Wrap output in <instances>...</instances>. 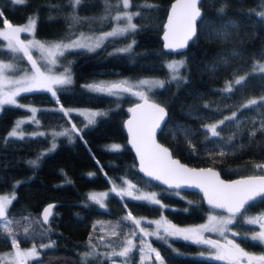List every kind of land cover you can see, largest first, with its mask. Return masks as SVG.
<instances>
[{
	"label": "trees",
	"instance_id": "obj_1",
	"mask_svg": "<svg viewBox=\"0 0 264 264\" xmlns=\"http://www.w3.org/2000/svg\"><path fill=\"white\" fill-rule=\"evenodd\" d=\"M112 2L116 3V0ZM131 2L133 8L130 10L141 12V16L133 20L137 25L135 32L108 38L95 51L79 49L60 58L66 67L70 64L73 83L57 91L58 102L45 90L23 92L17 97L20 103L47 106L38 109L37 125H22L24 139L9 138L8 134L16 119L28 115L30 110L12 105H5L0 110V192L15 194L10 213L17 220L28 216L39 218L46 203L54 202L55 205V219L50 218L52 231L48 236L41 238L38 235L41 229L35 226L37 235L34 238L19 236L20 246L34 244L37 249L41 243L55 241L53 248L40 249L43 264H81V254L88 250L90 237L98 252L120 241L123 233L132 227L122 220L129 211L132 215H163L174 223L190 224L202 221L211 210L197 192L168 189L153 181L149 185L138 183L148 179L137 169L133 152L126 142L123 120L129 113V106L139 97L90 92L85 85L120 78L156 77L166 81L169 78L165 67L168 61L184 60L186 67L180 70L184 81L166 83L163 89L153 88L149 92L152 99L168 110V128L163 135L158 133V139L181 161L191 166L215 167L226 178L258 174L260 171L254 165L264 163V134L258 132L254 138L247 135L253 122L258 126L264 121V106L242 107L249 100L260 102L264 98V70L259 67L264 65V19L261 18L264 0H203L201 9L208 19L203 25L197 23V37L182 55L164 51L160 39L171 0ZM145 3L158 7H135ZM221 8L224 9L222 14ZM0 11L3 12L0 26L4 19L18 24L35 16L34 35L43 40H68L82 32L110 28L114 22L101 19L105 16L104 0H83L75 13L68 0H24L23 4L0 0ZM115 11L114 8L113 13ZM73 14L82 18V22L71 24L69 18ZM232 23L235 27L231 26ZM217 32H226L227 36L218 38L214 35ZM133 40L135 44L131 52L117 51ZM2 46L6 45L0 38ZM0 59L8 60V56L0 55ZM21 64L25 65L26 60ZM239 77L248 78L245 86L233 87L231 93L226 94V83ZM57 105L96 107L108 115L97 117L94 125L85 127L84 118L78 112L72 111L65 116L54 111L58 109L53 108ZM233 111L241 122L240 128L220 125L217 128L220 138L209 139L210 129L206 135L205 126L218 125ZM72 125L81 130L79 134L73 132L70 136H57L53 140L51 130L70 129ZM185 131L189 134L188 139H185ZM37 132L45 135H32ZM233 136L235 139L229 142ZM189 140L195 151L189 147ZM53 142L56 147L50 151ZM111 144H119L122 148L109 151L106 146ZM219 150L227 155H217ZM38 157L36 166L28 163ZM89 173L94 176L90 177ZM119 177L129 179L140 189L155 191L168 207L161 210L129 197L121 200L112 192L105 198L103 208L88 199L90 190L109 188L113 182L121 183ZM17 182L21 183L14 188ZM261 211H264V203L250 212ZM118 221L123 227L114 235L112 230ZM234 226L240 233L253 230V226L246 223ZM143 239L150 241L160 252L165 264H221L198 256L196 253L204 249L200 244L178 238H170L168 243L154 237ZM240 241L249 250H263L259 243ZM11 247L10 241L0 236V252ZM140 255L138 249L133 250L131 264H140ZM30 262L39 264L36 260ZM158 263L154 254L152 259L144 261V264ZM89 264H108V261L100 256L96 261L90 260Z\"/></svg>",
	"mask_w": 264,
	"mask_h": 264
},
{
	"label": "snow or ice",
	"instance_id": "obj_2",
	"mask_svg": "<svg viewBox=\"0 0 264 264\" xmlns=\"http://www.w3.org/2000/svg\"><path fill=\"white\" fill-rule=\"evenodd\" d=\"M15 4H23L24 0H12ZM83 0H68V5L71 7L73 13L82 4ZM203 6V0H176L172 5L170 14L168 16V22L166 24L167 31L164 34L165 48L170 51L182 50L187 47L188 42L197 37V23L204 24L208 17L201 11ZM58 7V6H57ZM136 8L155 9L158 6L155 4H142L136 5ZM117 11L113 13V9ZM133 4L131 0H116L113 3L112 0H104L105 16L102 20H112L116 23L111 31L103 33L101 36L96 37L93 43H83L84 40H93L92 37H85L83 34L77 39L68 38L67 42L64 40L41 42L35 39L25 40L21 39V33H35L37 24V18L35 16L28 18L24 26H13L10 22L4 19V30H0V38L6 42V46L0 47V55L6 54L8 60L4 61L0 59V110L5 105H12L20 108H24L25 105L19 104L16 97L22 92H32L34 90L42 89L46 90L56 98L58 102L57 91L62 90L63 86L71 85L73 83L70 64L64 68V71L59 74H54V70L59 63V59L65 56V53L76 51L79 49H87L88 51H95L96 48L102 46V42L108 40V38H115L117 36H124L128 33L135 32L137 25L133 23L134 18L141 16L140 11H131ZM220 13H224V9L221 8ZM3 16V12L0 11V17ZM261 18L264 19V14H261ZM71 24H79L82 22V18L73 14L70 18ZM235 27L234 23L231 24ZM227 27V26H225ZM74 35V34H73ZM218 38H224L227 36L226 32L214 33ZM135 41L126 47L118 49L120 53H129L132 51ZM31 49H36L40 53V59L44 61L47 66L45 71L41 70V66L37 59L33 58ZM179 54H183L180 52ZM27 60L30 67H23L21 62ZM227 63V61H223ZM165 67L169 72L168 80H140L135 83L131 81H117V82H99L85 85L84 87L90 92L102 93L109 96L119 97L122 94H129L139 97L143 103L137 104L134 108H130L129 111L133 114L132 119L127 121L128 131L131 134L130 143L135 148L139 157V171L144 173L148 180L138 181L149 185L151 181H159L170 188H179L181 183L190 184L197 188H202L204 195L207 199V203L213 209L225 210L228 215L218 217L216 215L208 216V223L200 225L198 227L181 228L172 224L166 217H161L159 220L150 221L156 225V229L152 232L146 231L143 227H140L141 220L132 216L129 211L128 214L122 218L123 221L128 222L132 227L129 231L132 234V238H125L123 243L118 245L120 251L117 252L111 244L107 245L112 249L107 254H101L97 251V245L93 243V238L90 237L88 241V250L81 254V264H89V261H96L101 255H105L106 258L112 257L124 258L120 264H131V258L133 250L138 249L140 255V264H144L145 260L154 258L159 261V264H165L164 258L161 257L160 252L152 247L150 241L141 239L139 244L134 242V237L138 234H142L143 237L154 236L157 240H163L168 243L169 237L182 238L185 241H189L195 244H202L208 246L213 251L210 253V258L226 261L227 264H264V255L255 256L246 252L241 248L240 244L236 243L232 239L226 238V243L221 244L219 241L205 238L204 232H215L220 236H225V233L231 232L230 226L236 224L237 226L243 224H259L261 231L251 236L244 235L242 237L243 242L259 243L264 246V211H261L256 216H250L249 212L252 208L257 207L259 204L264 203V175L248 176L247 178L225 182L219 179V173L209 169H190L185 165H181L179 161L172 159L171 153L168 148L157 143L156 135L159 131L163 135L164 131L168 128L169 121L165 120L167 112L165 108L158 103L149 102L148 95L144 90H140L143 86H149L163 89L166 83L184 81V77L180 74V70L186 67L184 60L169 61ZM264 70V65L259 66ZM12 69L16 72L22 73L18 79L11 81L18 85L13 90L5 92L4 81L8 79L6 72ZM247 77L235 78L231 82H227L225 86V93L230 94L231 89L236 87L237 89L243 88L247 82ZM54 86H60V88H54ZM136 89V90H134ZM257 106H264V98L258 102L255 99L247 101L243 108H255ZM207 107V105H205ZM30 111L32 116L29 120H18L15 122L14 128L9 132V138L24 139V132L22 125L26 123H37L35 114L38 110L35 107H31ZM54 111H60L65 116L69 115L72 111H78V114L84 118L85 127L94 125L97 117H106L108 115L105 111H91V110H72L64 109L61 105L59 109ZM241 122L237 118L236 111L232 112V115L219 121L218 125L205 126V134L210 129V137L220 138V131L217 128L220 125L230 126L233 125L237 129L240 128ZM81 130L77 129L75 125H72L70 129H65L60 132H53L52 138L55 140L57 136H70L75 132L79 134ZM264 134V121H261L258 126L253 122V126L248 129L247 135L249 138H254L257 133ZM32 135L43 136L45 133L37 132ZM189 134L185 131V139H188ZM235 139V136L229 138V142ZM7 142V141H5ZM56 144L53 142L51 150H54ZM109 151H120L122 146L119 144H111L106 146ZM189 147L195 151L194 145L189 140ZM43 155V154H42ZM217 155L223 157L227 155L223 150H219ZM37 160H31L28 163L36 166ZM99 163V161H97ZM255 168L264 170V164L254 165ZM106 175V174H105ZM89 176H94V173H89ZM121 181V185L112 183L110 192L115 193L116 196L123 200L125 197H129L135 201L154 205L163 210L167 208L159 198V194L155 192L144 193L142 189L136 188V185L132 184L124 177L118 178ZM21 182H17L15 187H18ZM70 183V181H69ZM133 189L136 190V195H133ZM109 193H90L88 199L97 203L100 207H104V200ZM179 195L178 192L175 193ZM15 194L11 196H0V236H4L5 239L10 241L13 248V252L0 254V264H8V258L11 257L14 264H27L30 260H36L39 264H43L40 259V249H51L55 246V241H50L47 244L41 243L40 249L33 244L30 249L22 250L19 247V236L24 235L26 238H34L37 233L35 227H39L41 230L38 235L43 238L48 236L52 231L51 222L54 221L52 209L55 205H48L43 209V212L39 218L37 217H22L21 220L15 219L10 213V205L15 199ZM191 203V201H189ZM126 207V205H125ZM35 226V227H34ZM46 226V227H45ZM123 227V224L118 221L113 228V234H117V229ZM138 228V232H137ZM163 230V235L161 231ZM22 230V231H21ZM232 236L239 235L238 232H232ZM103 240V238H100ZM203 255V253H201ZM113 264H116L113 261Z\"/></svg>",
	"mask_w": 264,
	"mask_h": 264
},
{
	"label": "rangeland",
	"instance_id": "obj_3",
	"mask_svg": "<svg viewBox=\"0 0 264 264\" xmlns=\"http://www.w3.org/2000/svg\"><path fill=\"white\" fill-rule=\"evenodd\" d=\"M117 11V10H116ZM115 11V12H116ZM114 12V13H115ZM263 14H264V12H263ZM30 17H33V15L32 16H30ZM30 17H28V18H30ZM27 20L28 19H26L24 22H22V23H18V24H12L13 26H24L25 25V23L27 22ZM114 27H116V23L115 22H113V25L110 27V28H107V29H104V30H99V31H94V32H89V31H87V32H82L81 34H83L85 37H92L93 38V40H91V41H89V40H84V41H82L83 43H93L94 42V40H95V38L96 37H99V36H101L103 33H106V32H109V31H111ZM0 30H4V23L0 26ZM80 36V34H78V35H76L75 37H73V38H71V39H77L78 37ZM21 39L22 40H25V42H27L28 40H32V39H35V40H38V41H41V42H51V41H60V40H43V39H40V38H37V37H35V35H33V34H30V33H21ZM65 42H67V40H64ZM104 42V41H103ZM102 42V43H103ZM5 45H6V42H5ZM31 51H32V53H33V58L34 59H37V61H38V63L40 64V66H41V70L42 71H45L46 70V65L44 64V61L43 60H41L40 59V53L36 50V49H31ZM26 60V59H25ZM173 60H180V59H170L169 61H173ZM4 61H7V60H4ZM168 61V62H169ZM23 67H30V65L28 64V61L26 60V64L25 65H22ZM66 67V65H64V64H62L61 62H60V59H59V63L57 64V66H56V68H55V70H54V74H59V73H61V72H63L64 71V68ZM6 75H7V77H8V79H6L5 81H4V91L5 92H7V91H9V90H13L14 88H16V87H18V85H16V84H14V83H12L11 81H13V80H15V79H18L19 77H20V75H22V73H20V72H16V71H14V70H12V69H9V70H7V72H6ZM71 75H72V73H71ZM125 80H127V81H131V82H133V83H135V82H137V81H140V80H161L160 78H156V77H144V78H140V79H128V78H120V79H115V80H111V81H101V82H117V81H125ZM57 86H54V88H56ZM153 88H155V87H152L151 89H149V86H147V85H145V86H143V88L142 89H140V90H144L145 92H146V94L148 95V97H150V98H152V95L149 93ZM38 90H42V89H38ZM134 90H136V89H134ZM46 91V90H45ZM23 93V92H22ZM137 97V96H136ZM138 98V97H137ZM16 99H17V101H18V98L16 97ZM18 103L19 104H23V105H25V107H27L29 110H30V108L31 107H35V108H37V109H39V108H41V107H47V106H42V105H40V104H38V103H20L19 101H18ZM60 106L61 105H57V106H54L53 108H60ZM63 106V105H62ZM63 108L64 109H72V110H91V111H100V108H96V107H88V106H79V107H77V106H73V107H69V106H63ZM30 113L28 114V115H26V116H22V117H19V118H17L16 119V121H18V120H29L30 119V117L32 116V113H31V111H29ZM73 112H78V111H73ZM35 116H36V114H35ZM36 120L38 121V119H37V117H36ZM34 124H38V122L37 123H34ZM14 126H15V124H14ZM14 126L12 127V129L14 128ZM11 129V130H12ZM65 129H68V128H64V129H59V130H51L52 131V133L53 132H60V131H63V130H65ZM22 130H23V128H22ZM23 132H24V130H23ZM262 164H264V163H262ZM256 170H259L260 171V173L259 174H264V170H261L260 168H257ZM128 181H130L129 179H127ZM132 182V181H131ZM116 185H121V183H115ZM132 184H134L133 182H132ZM135 185V184H134ZM111 187H112V185L109 187V188H105V189H93V190H90L89 192H88V195L90 194V193H110V189H111ZM136 188H138L137 186H136ZM138 189H140V188H138ZM143 190V192L144 193H151V192H155V191H148V190H144V189H142ZM156 193V192H155ZM13 194V192H0V196H11ZM137 193H136V190L135 189H133V195H136ZM105 202V201H104ZM105 204V203H104ZM259 213H261V212H259ZM259 213H250L249 212V215L250 216H256V215H258ZM209 215H216V216H218V217H221V216H227L228 214H225V213H219V212H214V211H212V210H209L207 213H206V216H205V218L202 220V221H200V222H196V223H190V224H177V223H174L173 221H171V220H169V219H167L169 222H171L172 224H175L176 226H178V227H181V228H190V227H198V226H200V225H203V224H206V223H208V216ZM132 216H134V217H136L137 219H140L141 220V225H140V227H143L146 231H148V232H152V231H154L155 229H156V225L154 224V223H150V221H155V220H159L162 216H158V217H148V216H142V215H132ZM163 217H165V216H163ZM251 225V224H250ZM253 225V224H252ZM255 225H258V228L256 227L255 228V230L253 229V231H251V232H246V233H239V235H242V236H244V235H248V236H251V235H253V234H255V233H258L259 231H261V228H260V225L259 224H255ZM230 228H231V232H227V233H225V236H220L218 233H215V232H204L203 233V235L204 234H211V235H213V236H217V237H220V238H227V239H232V240H234V241H236L235 239H236V236L234 237V236H232V232H237V230L234 228V226L233 225H231L230 226ZM161 231V235H163V230L161 229L160 230ZM137 232H138V228H137ZM239 235H237V236H239ZM140 237V238H139ZM152 237H154V236H148V237H143V235L142 234H138V235H136L135 237H134V242L135 243H137V245L139 244V241L141 240V239H143V238H152ZM125 238H132V234H131V232L128 230H126L124 233H123V235H122V237L120 238V241H118V242H113V243H111V245L113 246V248L115 249V251H117V252H119L120 251V247H118V245H120V244H122L123 243V241H124V239ZM155 238V237H154ZM170 238H178V237H169L168 238V240L170 239ZM206 238V237H205ZM178 239H182V238H178ZM204 249H202V250H199L196 254L198 255V256H201V257H206V258H210V253L213 251L212 249H210L208 246H206V245H202V244H200ZM33 246V244H31V245H27V246H20L19 245V247H20V249H22V250H26V249H30L31 247ZM36 246V245H35ZM262 246V245H261ZM263 247V250L262 251H250V250H246L245 249V251L246 252H248V253H250V254H252V255H255V256H260V255H264V246H262ZM101 251L99 252V253H101V254H107V253H109L112 249H110L109 247L108 248H106V249H100ZM11 252H13V248L11 247L10 249H8V250H5V251H1L0 252V254H6V253H11ZM201 253H203V255H201ZM101 257H102V259H107V261H108V264H113V261H115L116 262V264H120V262L124 259V258H122V257H112L111 259H108V258H106V256L105 255H101ZM223 262H226V261H223ZM227 263V262H226ZM8 264H14V262L12 261V258L11 257H9L8 258ZM27 264H31V262L30 261H28L27 262ZM159 264V263H158Z\"/></svg>",
	"mask_w": 264,
	"mask_h": 264
},
{
	"label": "water",
	"instance_id": "obj_4",
	"mask_svg": "<svg viewBox=\"0 0 264 264\" xmlns=\"http://www.w3.org/2000/svg\"><path fill=\"white\" fill-rule=\"evenodd\" d=\"M175 2H176V0H171L170 4H169V6H168V9H167V12H166V15H165V19H164V23H163V30H162L161 35H160V39H161V43H162V48H163V50L166 51V52H170V53H177V52H182V51L186 50L187 47L189 46V43L192 41V40H190V41L188 42V45H187L186 48H184V49H182V50H177V51H175V52L170 51L169 49H166V48H165V43H166V41L164 40V34H165V32L167 31V29H166L165 26H166V24H167V22H168V16H169V14H170L171 7H172V5H173ZM201 11H202V9H201ZM148 98H149V102H154V103L161 104L160 102H158V101H156V100H154V99H152V98H150V97H148ZM142 103H143V101L139 98L138 100H136L134 103H132V104L129 106V109H130V108H134L137 104H142ZM161 105L165 108V110H166V112H167V116L165 117V120H166L167 117H168V110H167V108H166L163 104H161ZM128 112H129L128 115H127V116L125 117V119L123 120V127H124V130H125V133H126V142H127V145L130 147L131 151L133 152V155H134V157H135V161H136V166H137V169H138V171H139V157H138V155H137V153H136L135 148H133L132 144L130 143V140H131V134L129 133V131H128V127H127V121H128L129 119H132L133 114H132L130 111H128ZM158 133H159V131L157 132V135H156V141H157V143H159V144L163 145L164 147L168 148L169 152L171 153L172 159L179 161V163H180L181 165H185V166H187V167L190 168V169H197V170H199V169H209V168H211L213 171L218 172V173H219V179H220V180H223V181H225V182H232V181H236V180L244 179V178H247L248 176L264 175V174H246V175H240V176H234V177L226 178V177L222 176L221 173H220V171H219L217 168H215V167H212V166H191V165H189V164H187V163L181 161L178 157L174 156V155L172 154L170 148H169L167 145H165L164 143H162V142L158 139ZM139 172H140V171H139ZM140 174H141L142 176L145 177L144 173L140 172ZM145 178H147V177H145ZM147 179H149V178H147ZM153 182H155V183H157V184H159V185H161V186H163V187H165V188H168V189L187 190V191L197 192V193H199V194L201 195V198H202L204 204H205L206 206H208L209 208L213 209V208L207 203V199H206V197H205V195H204V191H203L202 188H197V187H195V186H192V185H190V184H185V183H181V185H180L179 188H175V187H171V188H170L168 185H165V184H163L162 182L154 181V180H153ZM50 204L54 205V202H48V203H46V204L42 207V209H41L40 216H41V214H42V212H43V209H44L45 207H47L48 205H50ZM213 210L222 211V212L227 213L225 210H222V209H213ZM52 212H53V209H52ZM216 241H219L221 244L226 243L225 241L220 240V239H217Z\"/></svg>",
	"mask_w": 264,
	"mask_h": 264
},
{
	"label": "flooded vegetation",
	"instance_id": "obj_5",
	"mask_svg": "<svg viewBox=\"0 0 264 264\" xmlns=\"http://www.w3.org/2000/svg\"><path fill=\"white\" fill-rule=\"evenodd\" d=\"M259 174V173H258ZM211 209V208H210ZM212 211H214V212H219V213H225V212H222V211H217V210H213V209H211ZM250 213H259V212H250ZM225 214H228V213H225ZM250 225V224H249ZM233 226H234V224H233ZM251 226H253V229L255 230V228L257 227L258 228V225H252L251 224ZM234 228H235V226H234ZM236 229V228H235ZM237 230V229H236ZM253 231V230H252ZM237 232H239L238 230H237ZM251 232V231H250ZM240 233V232H239ZM204 236L206 237V238H208V239H212V240H217V239H220V240H223V241H225L226 242V238H220V237H217V236H213V235H211V234H204ZM242 235H239V236H236V243H238V244H240V246H241V248H243L244 250L246 249V250H249V249H247L244 245H243V243L240 241V239H242ZM250 251H254V250H250ZM208 259H211V260H214V261H218L219 263H221V264H227L226 262H223V261H219V260H215V259H212V258H208Z\"/></svg>",
	"mask_w": 264,
	"mask_h": 264
}]
</instances>
